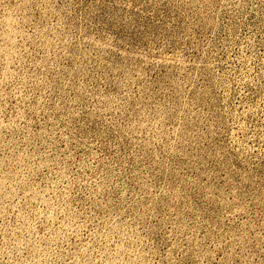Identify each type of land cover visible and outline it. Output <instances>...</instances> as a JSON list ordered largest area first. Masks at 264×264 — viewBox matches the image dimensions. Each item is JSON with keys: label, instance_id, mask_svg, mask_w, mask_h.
<instances>
[{"label": "rangeland", "instance_id": "rangeland-1", "mask_svg": "<svg viewBox=\"0 0 264 264\" xmlns=\"http://www.w3.org/2000/svg\"><path fill=\"white\" fill-rule=\"evenodd\" d=\"M0 264H264V0H0Z\"/></svg>", "mask_w": 264, "mask_h": 264}]
</instances>
